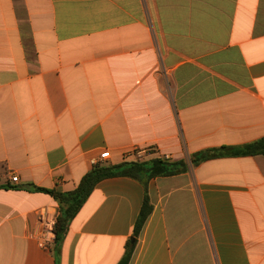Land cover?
Segmentation results:
<instances>
[{
    "label": "crops",
    "instance_id": "1",
    "mask_svg": "<svg viewBox=\"0 0 264 264\" xmlns=\"http://www.w3.org/2000/svg\"><path fill=\"white\" fill-rule=\"evenodd\" d=\"M264 138V0H0V264H264V156L97 184L51 251L36 187ZM19 176V182L12 181ZM58 210V211H59Z\"/></svg>",
    "mask_w": 264,
    "mask_h": 264
},
{
    "label": "trees",
    "instance_id": "2",
    "mask_svg": "<svg viewBox=\"0 0 264 264\" xmlns=\"http://www.w3.org/2000/svg\"><path fill=\"white\" fill-rule=\"evenodd\" d=\"M264 156V138L241 146H223L207 149L191 155L190 162L185 160L173 161L168 158L157 157L148 160L124 161L115 165H97L82 179L79 187L71 192H59L36 187V190L51 194L59 203L60 210L57 222V241H62L68 232L72 220L77 216L84 203L94 191L99 182L112 177H130L143 183L147 187L153 178L170 177L185 173L190 165L196 167L203 162L222 157ZM153 207L148 193L136 221L132 239L126 245V251L118 264H129L135 249L136 241L141 230L151 214Z\"/></svg>",
    "mask_w": 264,
    "mask_h": 264
},
{
    "label": "built area",
    "instance_id": "3",
    "mask_svg": "<svg viewBox=\"0 0 264 264\" xmlns=\"http://www.w3.org/2000/svg\"><path fill=\"white\" fill-rule=\"evenodd\" d=\"M150 155L147 149H134L130 151L128 156H133L137 160H144ZM106 157L91 159L93 166L100 165L106 161ZM12 181L19 182V176L15 175ZM59 209L57 207L46 206L42 207L37 212L36 223L30 232V237L36 242L37 246L44 251H51L57 241V222L59 216Z\"/></svg>",
    "mask_w": 264,
    "mask_h": 264
},
{
    "label": "rangeland",
    "instance_id": "4",
    "mask_svg": "<svg viewBox=\"0 0 264 264\" xmlns=\"http://www.w3.org/2000/svg\"><path fill=\"white\" fill-rule=\"evenodd\" d=\"M104 165H108V163H105Z\"/></svg>",
    "mask_w": 264,
    "mask_h": 264
}]
</instances>
